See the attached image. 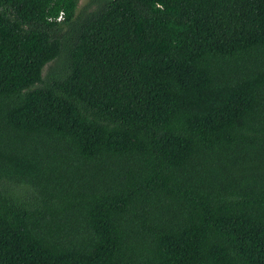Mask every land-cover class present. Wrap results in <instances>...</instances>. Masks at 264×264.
Wrapping results in <instances>:
<instances>
[{"label":"trees","instance_id":"1","mask_svg":"<svg viewBox=\"0 0 264 264\" xmlns=\"http://www.w3.org/2000/svg\"><path fill=\"white\" fill-rule=\"evenodd\" d=\"M79 1L0 0V264H264V0Z\"/></svg>","mask_w":264,"mask_h":264},{"label":"rangeland","instance_id":"2","mask_svg":"<svg viewBox=\"0 0 264 264\" xmlns=\"http://www.w3.org/2000/svg\"><path fill=\"white\" fill-rule=\"evenodd\" d=\"M85 4H87V0H80L78 3V9H81Z\"/></svg>","mask_w":264,"mask_h":264},{"label":"built area","instance_id":"3","mask_svg":"<svg viewBox=\"0 0 264 264\" xmlns=\"http://www.w3.org/2000/svg\"><path fill=\"white\" fill-rule=\"evenodd\" d=\"M59 20V19H58Z\"/></svg>","mask_w":264,"mask_h":264}]
</instances>
